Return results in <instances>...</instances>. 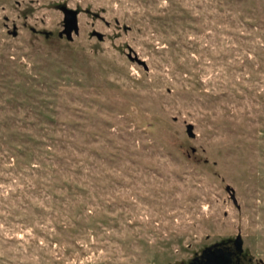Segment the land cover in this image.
I'll use <instances>...</instances> for the list:
<instances>
[{
    "label": "rangeland",
    "instance_id": "1",
    "mask_svg": "<svg viewBox=\"0 0 264 264\" xmlns=\"http://www.w3.org/2000/svg\"><path fill=\"white\" fill-rule=\"evenodd\" d=\"M239 234L264 264V0H0V264H190Z\"/></svg>",
    "mask_w": 264,
    "mask_h": 264
},
{
    "label": "water",
    "instance_id": "2",
    "mask_svg": "<svg viewBox=\"0 0 264 264\" xmlns=\"http://www.w3.org/2000/svg\"><path fill=\"white\" fill-rule=\"evenodd\" d=\"M61 10L65 15V30L60 33V37H63L65 35L70 41H72L73 33L74 32L78 33L79 31L78 18H77L78 13L75 10H71L66 7H62ZM14 35L16 36L17 33L15 32ZM94 35H97L100 40H103V36L101 34L95 33ZM130 57L132 60L142 65L145 68V70L147 71L149 70L148 65L146 64L145 61H141L138 57H132V56ZM188 135L190 137H194L192 125L188 126ZM231 191H232V199L235 205H237L238 201L234 194V190ZM235 253L238 254L245 253V255L251 256L248 250L246 252L244 251V241L242 239L241 234H239L234 239L223 240L219 243L207 247L203 251V253L200 256L195 257L190 262V264H233V257Z\"/></svg>",
    "mask_w": 264,
    "mask_h": 264
},
{
    "label": "flooded vegetation",
    "instance_id": "3",
    "mask_svg": "<svg viewBox=\"0 0 264 264\" xmlns=\"http://www.w3.org/2000/svg\"><path fill=\"white\" fill-rule=\"evenodd\" d=\"M234 249V248H233ZM233 264H254V259L251 256L245 255V253H235L233 257Z\"/></svg>",
    "mask_w": 264,
    "mask_h": 264
}]
</instances>
